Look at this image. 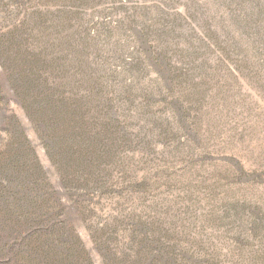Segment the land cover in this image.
I'll use <instances>...</instances> for the list:
<instances>
[{"label":"rangeland","instance_id":"1","mask_svg":"<svg viewBox=\"0 0 264 264\" xmlns=\"http://www.w3.org/2000/svg\"><path fill=\"white\" fill-rule=\"evenodd\" d=\"M31 185L59 221L0 198V264H264V0H0V189Z\"/></svg>","mask_w":264,"mask_h":264},{"label":"trees","instance_id":"2","mask_svg":"<svg viewBox=\"0 0 264 264\" xmlns=\"http://www.w3.org/2000/svg\"><path fill=\"white\" fill-rule=\"evenodd\" d=\"M172 27L164 28V26L158 28V35L161 37L160 41L166 44V46L169 43V38L173 37L172 33ZM70 141L69 145L73 144L74 140H67ZM75 151V150H74ZM71 152V151H70ZM17 157H20L21 159H24V157L27 155L25 152H18L17 151ZM29 154V153H28ZM77 162L74 165V169L76 170L77 174L80 175L82 172H86L89 168L87 160L85 162L81 161L80 159H76ZM11 163H13V160H10L5 165L1 167L3 173H6L7 175H12V170L14 167L10 166ZM73 166V165H72ZM38 175L36 172L32 171L31 174L27 177L28 182H31L35 185L38 184ZM26 182V184L28 183ZM25 185V183H24ZM29 192H31L29 194ZM19 196V198H18ZM19 201L18 205L19 207L14 210V208H10L12 211L14 210L16 213V218L18 219L17 225L22 224H28L25 228L23 227L22 230H19L20 228H16L17 230H14V233H17V231L22 236L24 233L28 234L31 232L34 228L37 227V225H42L44 223L45 227L48 229H54L57 226L58 223V217L60 215L61 209L56 204V196L53 191H36V189L31 185L22 193V191H12V190H1L0 189V198L3 200V202L10 203V199L14 198ZM33 197L43 198L42 204L40 202H35L34 204L31 203V199ZM53 200V205H51L48 201ZM45 203V204H44ZM10 211V212H12ZM14 214V213H13ZM70 214L67 213L64 215V218L59 222L60 226H63L64 228H68L70 221L69 217ZM27 232H26V231ZM25 231V232H24ZM25 234V235H26ZM24 235V236H25ZM85 264V263H84Z\"/></svg>","mask_w":264,"mask_h":264}]
</instances>
